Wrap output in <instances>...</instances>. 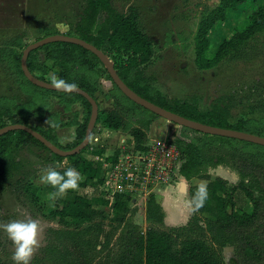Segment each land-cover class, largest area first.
<instances>
[{
	"label": "rangeland",
	"instance_id": "rangeland-1",
	"mask_svg": "<svg viewBox=\"0 0 264 264\" xmlns=\"http://www.w3.org/2000/svg\"><path fill=\"white\" fill-rule=\"evenodd\" d=\"M219 2L111 0V6L115 12L125 15L131 9L140 31L153 40L151 60L142 68L141 74L150 89L168 105L189 104L201 121H205L210 112L219 113L226 118L227 124L234 126L241 122L243 132L264 138V30L253 36L242 31L246 28L244 20L247 14L260 3L264 4V0H245L235 11H228L226 21L216 25L209 34V45L201 60L195 55L198 24L206 16L205 8L213 9ZM81 8L82 0H0V112L6 110L10 117L3 123L8 125L21 120L31 129L47 132L53 145L63 150H68L75 143V130L82 127L89 109L80 100L32 87L21 75L18 62L27 44L52 34L74 35V23ZM230 34L232 46L225 54L217 56L216 47ZM30 61L37 78L51 83V75L57 76L41 51L31 56ZM95 87L93 98L98 110L112 109V100H107L106 96H116L120 104L129 107L123 120L127 128L141 127L146 140L143 146L151 144L158 135L169 137L176 133L184 142L201 147L204 155L213 161L217 158L224 161L228 166L218 165L207 168L206 172L210 176L220 174L230 184L239 180L236 171L230 167L236 164V159H243L264 170V150L261 148L217 139H204L198 143V135L160 118L154 119L149 113L130 105L118 95L105 76L97 80ZM91 132L92 137L97 138V142L91 145L92 149L100 145L107 150V156L118 152L116 146L121 142L126 146L133 144L127 132H107L100 125H94ZM172 139L175 140L174 136ZM10 143L0 156V223L21 218L37 220L42 229V246L35 254L38 256L47 242L56 239L52 231L72 226L59 223L34 209L28 203L23 188L26 184L42 187L39 182L41 170L56 168L57 165L62 168L67 161L56 163L44 148L24 136ZM257 178L263 183L261 177ZM149 196L152 195L130 196L132 213L129 218L141 232L148 226L144 221V204ZM176 198L172 194L170 200L175 202ZM245 210L249 212L250 207L247 205ZM103 224L108 230L111 222L107 219ZM183 225L163 221L159 227L168 230ZM13 251L7 234L0 230V264H13ZM221 257L225 264L234 263L229 247L222 249ZM108 263L104 254L95 261V264Z\"/></svg>",
	"mask_w": 264,
	"mask_h": 264
},
{
	"label": "trees",
	"instance_id": "trees-1",
	"mask_svg": "<svg viewBox=\"0 0 264 264\" xmlns=\"http://www.w3.org/2000/svg\"><path fill=\"white\" fill-rule=\"evenodd\" d=\"M244 1L220 0L215 8H205L206 16L200 20L196 32V58L203 59L202 56L209 45L208 36L213 28L225 22L228 11H235ZM244 21L246 28L242 31L250 36L262 32L264 4L255 6ZM73 33L72 37L92 45L110 59L118 78L140 98L191 121L243 132L241 122L231 126L227 124L223 115L214 112H210L205 121H201L197 111L189 104L168 105L150 89L141 70L151 60L153 40L140 31L136 16L131 9L126 15L119 14L112 8L111 0H82V8L74 23ZM231 34L221 39L215 50L217 56L225 54L232 46ZM39 51L43 53V58L59 78L68 83H75L77 88L92 99L96 92L97 80L105 76L106 80L110 81L105 70L92 54L78 46L60 42L44 45L28 54L26 67L35 78L37 77L30 67V57ZM111 85L130 105L149 113L128 101L113 84ZM57 94L80 100L89 109L87 102L78 95ZM106 98L112 100V109L98 110L94 125L112 131L127 132L134 148L143 150L146 141L143 130L141 127L127 128L123 120L129 107L120 104L116 96H106ZM150 115L154 119L157 118ZM88 116L89 111L82 127L75 130V143L68 150L74 148L83 139ZM9 118L8 111L0 112V128L6 126L3 121ZM149 123L150 120L147 121L146 127ZM11 124L27 126L21 120H15ZM179 129L190 131L185 128ZM32 130L53 144L47 132ZM190 132L198 135V143L204 139H213V141L217 139V141L236 142L264 150V147L237 140ZM171 135L174 136V143L182 159L179 176L185 181L191 179L200 181L199 184L189 185L186 192L192 214L183 226L163 230L159 227L163 223V212L155 203L153 196H149L144 204V221L148 226L143 232L129 218L132 213V198L129 195L114 194L109 203L100 190L105 184L106 176L101 170L100 163L93 158L104 153L102 146L97 145L88 152V145L75 155L61 158L51 154L24 132L12 131L0 136V156L5 153L11 140L16 142L18 138L24 136L44 148L56 163L61 164L64 159L67 161V165L57 168V171L63 173L67 167H74L84 177L78 191H70L66 198L55 201L49 199L50 193L55 189L48 185L43 184L39 187L26 184L23 188L28 203L34 209L57 219L59 223H70L72 226L70 229L52 231L56 238L55 243L47 242L40 254L32 259L31 264H95L96 259L103 254L108 264H225L221 257V251L225 247L232 250L233 264H264V170L248 164L243 159H236V164L230 167L236 171L239 180L230 184L206 172L207 168L218 165L228 166L224 161L220 158L213 161L211 157L204 155L201 147L184 142L176 133ZM109 159L112 161L113 157ZM258 176L263 183L258 180ZM201 184L207 186L208 198L201 208L194 210L191 201ZM247 205L250 207L249 212L245 210ZM107 219L111 224L109 229L105 230L103 223Z\"/></svg>",
	"mask_w": 264,
	"mask_h": 264
},
{
	"label": "water",
	"instance_id": "water-1",
	"mask_svg": "<svg viewBox=\"0 0 264 264\" xmlns=\"http://www.w3.org/2000/svg\"><path fill=\"white\" fill-rule=\"evenodd\" d=\"M66 43L78 46L82 48L83 50L89 52L92 54L101 64L103 69L105 70L109 82L114 85V87L120 92L122 96H124L128 101L133 103L134 105L142 108L143 110L149 112L150 114L156 116L157 118H160L168 123H171L177 127L185 128L187 130L204 134L207 136H216L221 138H227L232 140H237L249 144H253L256 146L264 147V138L259 137L256 135H252L245 132L230 130V129H224V128H216L212 126H208L196 121H191L188 119H185L179 115H176L174 113H171L165 109H162L142 98L134 94L131 90H129L122 81L118 78L116 75L115 70L113 69L112 63L110 60L99 50L94 48L92 45L72 36H66L62 34H54L45 36L43 38H40L30 44H27L19 58V69L23 76V78L32 86L45 90V91H51L56 93H65L63 91H58L53 86H51L50 82L39 80L32 76L26 67V58L28 54L44 45L51 44V43ZM68 94V93H67ZM71 94H75L83 98L87 104L89 105V116L86 123V127L84 130L83 139L79 142L78 145H76L74 148L70 150H62L51 144L49 141L44 139L41 135H39L37 132L29 128L28 126L21 125V124H8L6 126H3L0 128V136L12 132V131H21L25 134L29 135L31 138L36 140L39 144H41L47 151H49L51 154L66 158L68 156H72L83 150L88 142H89V136L91 133V130L95 124V120L97 117L98 107L94 99H92L90 96H88L84 91L77 88L74 92ZM181 187L182 184L180 185ZM180 190V188H179Z\"/></svg>",
	"mask_w": 264,
	"mask_h": 264
},
{
	"label": "built area",
	"instance_id": "built-area-1",
	"mask_svg": "<svg viewBox=\"0 0 264 264\" xmlns=\"http://www.w3.org/2000/svg\"><path fill=\"white\" fill-rule=\"evenodd\" d=\"M172 136H157L151 144L137 150L133 144L126 146L123 142L116 148L106 161L102 156L93 159L100 163L106 181L101 190L104 198L110 203L114 194H127L138 197L155 191H166L180 188L179 166L182 162L181 154ZM97 138L89 136V148ZM148 143V142H147ZM116 153V155H114ZM109 157V156H107Z\"/></svg>",
	"mask_w": 264,
	"mask_h": 264
},
{
	"label": "clouds",
	"instance_id": "clouds-1",
	"mask_svg": "<svg viewBox=\"0 0 264 264\" xmlns=\"http://www.w3.org/2000/svg\"><path fill=\"white\" fill-rule=\"evenodd\" d=\"M51 86L68 94L74 92L78 87L75 83H68L64 79L58 78L55 74L51 75ZM59 167L61 165L56 166V168ZM56 168L47 167L42 169V174L39 176L41 184L55 189L49 195V199L52 201L66 198L70 191H78L80 183L84 179L74 167H67L63 173L57 171ZM207 198V186L204 184L199 185L191 201L194 205V210L201 208ZM0 230L7 234V238L13 245L14 251L11 256L13 264H31L37 250L42 246L40 223L32 218L13 219L7 223H0Z\"/></svg>",
	"mask_w": 264,
	"mask_h": 264
},
{
	"label": "crops",
	"instance_id": "crops-1",
	"mask_svg": "<svg viewBox=\"0 0 264 264\" xmlns=\"http://www.w3.org/2000/svg\"><path fill=\"white\" fill-rule=\"evenodd\" d=\"M104 110H108V108ZM103 130L107 132H111V133L118 132V131H112V130H108L104 128ZM118 146L119 144H117L116 148ZM106 153H107V150L104 149V153L101 155L103 157L102 159L106 161L111 160L109 159L111 157L110 156L107 157ZM216 176L220 177V174L218 175L216 174ZM179 182L183 186L181 191L179 190V188L178 190L170 189V190H166L163 192L161 190H158V191H155L154 194L152 195L155 203L161 208L163 212V216H164L163 221L164 222L168 221L169 223H171V225H174V223H178V222L180 224H185L188 221V219L190 218L192 214V208L186 197L187 187L192 184L200 183V181L197 179H191L190 181H185L182 177L179 178ZM231 184H234V183H231ZM172 194L177 196L175 202H173V200H170Z\"/></svg>",
	"mask_w": 264,
	"mask_h": 264
}]
</instances>
